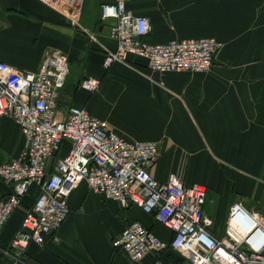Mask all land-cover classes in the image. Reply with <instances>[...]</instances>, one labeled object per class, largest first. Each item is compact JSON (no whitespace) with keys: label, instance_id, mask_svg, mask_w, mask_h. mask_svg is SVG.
Masks as SVG:
<instances>
[{"label":"crops","instance_id":"obj_1","mask_svg":"<svg viewBox=\"0 0 264 264\" xmlns=\"http://www.w3.org/2000/svg\"><path fill=\"white\" fill-rule=\"evenodd\" d=\"M100 0H81L78 23L40 0H0V61L15 70L35 71L55 50L67 57L69 73L59 91L57 116L69 105L85 107L128 140L157 143L158 156L149 171L164 182L179 176L184 185L206 187L205 214L212 232L225 238L228 210L240 202L264 221V0H126L127 10L145 16L150 43L169 39L213 37L222 43L203 72L150 71L145 61L104 68L111 19L101 20ZM86 31V32H85ZM94 36V40L90 38ZM100 79L95 92L79 87L81 79ZM24 138L19 125L0 116V164L17 158ZM68 149L65 143L50 161ZM10 185L0 179V199ZM38 188L33 185L6 222L1 241L9 244ZM70 214L43 246L30 244L24 256L35 264H155L149 253L132 262L113 240L133 221L163 241L172 233L152 213L115 200L80 182L67 198ZM165 255V254H164ZM166 264H190L170 256ZM0 264H9L0 255Z\"/></svg>","mask_w":264,"mask_h":264},{"label":"built area","instance_id":"obj_2","mask_svg":"<svg viewBox=\"0 0 264 264\" xmlns=\"http://www.w3.org/2000/svg\"><path fill=\"white\" fill-rule=\"evenodd\" d=\"M40 1L84 30L78 23L81 0ZM99 8L101 20H113L109 37L116 42L114 50L105 51L104 68L113 62L129 64V56H136L150 71L203 72L222 46L213 37L150 43L144 40L151 31L148 19L131 14L126 0H100ZM90 38L94 40L92 34ZM68 73L67 57L55 50L44 55L35 71L15 70L0 61V116L12 118L24 138L19 156L0 164V179L10 185V192L0 199V236L29 188H38L8 247L0 246L9 264H28L24 253L30 244L43 246L47 237L56 239L70 214L67 198L82 181L123 208L136 205L152 213L171 231L166 242L140 222H130L113 245L132 262L169 249L190 264H264V221L258 212L232 203L225 238H217L213 220L203 210L204 185H184L176 175L159 182L150 173L158 156L156 142L125 139L82 106L69 105L64 117H58L59 91ZM78 85L92 93L100 79L88 76ZM65 143L67 152L50 169L51 159ZM155 264L165 263L157 259Z\"/></svg>","mask_w":264,"mask_h":264},{"label":"trees","instance_id":"obj_3","mask_svg":"<svg viewBox=\"0 0 264 264\" xmlns=\"http://www.w3.org/2000/svg\"><path fill=\"white\" fill-rule=\"evenodd\" d=\"M30 189V188H29ZM29 191V190H28ZM28 193V192H27ZM26 193V194H27ZM23 218V217H22ZM20 226V225H19ZM0 246L2 247H8V244H4L2 241H1V236H0ZM165 254V255H164ZM156 255V259H160L162 260L165 264H166V258L167 257H170V256H174V257H177V258H181L176 252L172 251V250H166L162 253H159V254H155ZM24 259L26 260V262L28 264H35L33 263L32 261L28 260L25 256H24Z\"/></svg>","mask_w":264,"mask_h":264}]
</instances>
